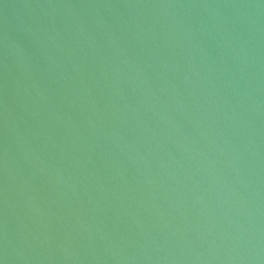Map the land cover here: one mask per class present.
<instances>
[{
	"label": "water",
	"instance_id": "obj_1",
	"mask_svg": "<svg viewBox=\"0 0 264 264\" xmlns=\"http://www.w3.org/2000/svg\"><path fill=\"white\" fill-rule=\"evenodd\" d=\"M0 264H264V0H0Z\"/></svg>",
	"mask_w": 264,
	"mask_h": 264
}]
</instances>
